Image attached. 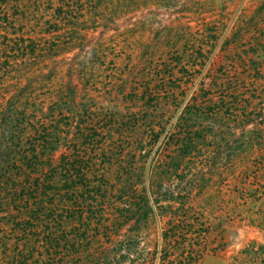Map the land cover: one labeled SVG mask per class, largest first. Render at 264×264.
Segmentation results:
<instances>
[{
	"label": "trees",
	"instance_id": "trees-1",
	"mask_svg": "<svg viewBox=\"0 0 264 264\" xmlns=\"http://www.w3.org/2000/svg\"><path fill=\"white\" fill-rule=\"evenodd\" d=\"M169 4L0 0V264H199L210 224L196 205L217 170L205 156L198 177L196 141L219 117L245 136L264 115V68L249 56L257 43L244 58L226 39L215 54L219 35L184 54L161 21L174 18L161 13ZM248 14L239 17L254 33ZM250 142L242 152L260 151ZM261 163H244L247 202ZM143 232L154 251L139 259ZM257 243L231 264L260 260Z\"/></svg>",
	"mask_w": 264,
	"mask_h": 264
},
{
	"label": "rangeland",
	"instance_id": "rangeland-1",
	"mask_svg": "<svg viewBox=\"0 0 264 264\" xmlns=\"http://www.w3.org/2000/svg\"><path fill=\"white\" fill-rule=\"evenodd\" d=\"M194 1L174 0L173 6L169 4V8H163L161 12L164 15L174 13V18L162 16L161 21H164L165 25L170 22L169 26L175 27L171 30V33H176V36H174L176 46L184 54L190 50V45H195L194 49H198L202 43L211 45V38L219 35L217 36L219 41L216 44L215 54L221 52L226 39H231L232 42L239 39L241 42L239 46L241 45V47L237 46L236 50L243 53L242 57H244L245 50L250 49L248 43H257L259 46L255 50V54L250 52L249 56L259 60V64L264 68V0ZM244 7H247L249 13L247 20L255 18L259 22L260 28L254 33L245 29L246 20L241 23L239 14ZM189 11L192 12L191 15L186 13ZM231 12L233 15H230ZM229 21L230 25L228 26ZM189 26L193 28L192 35L187 33L189 31L186 29ZM162 37H164V45L169 48L167 44L169 39L165 35H162ZM191 40L192 44L189 43ZM214 49L212 50L214 51ZM247 60L245 61L246 64H250L248 63L250 60ZM236 64V67H240L242 58L236 60ZM259 76H264V71ZM262 111L264 113V110ZM180 114L181 108L166 114V117H168L166 121L169 123L167 129L177 123ZM254 121L255 124L247 127L245 136L250 139V143L257 144L260 151L242 152L244 134L242 135L240 129L234 131L236 128L230 131L227 123H224V119L220 117L209 126V130L212 132L196 141L193 155H195L194 163L199 170L196 173L198 177H202L207 173L206 168L208 165L201 172L204 162L202 158L205 156H208L206 163H209L211 170H217L213 173L215 182L209 190L207 200L203 204L199 200L196 205L199 213L206 209L210 224L209 232L203 239L202 247L204 250L199 264H231L233 255L246 247L249 241L253 239L257 240L258 245H256V248H259V252L263 255H261L260 260L247 262V264H264V249L263 252L261 251L262 245L264 246V115H258ZM157 148L158 146L154 147L150 156H148L147 168L156 159L157 153L155 151ZM250 158L262 163L256 164L253 170L250 179L255 183L246 192L247 196L251 197L247 202V199L242 197L244 189L240 181H243L245 177L244 163ZM253 177H256V179ZM199 193H202V190L197 191V195ZM155 237L154 233L151 236L146 232L142 233L136 257L145 259L150 249L153 248L154 251ZM116 248L112 246V250ZM124 264H130V262Z\"/></svg>",
	"mask_w": 264,
	"mask_h": 264
}]
</instances>
